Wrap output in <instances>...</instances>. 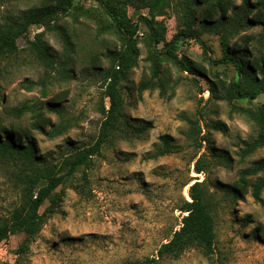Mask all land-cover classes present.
Masks as SVG:
<instances>
[{
	"label": "rangeland",
	"instance_id": "1",
	"mask_svg": "<svg viewBox=\"0 0 264 264\" xmlns=\"http://www.w3.org/2000/svg\"><path fill=\"white\" fill-rule=\"evenodd\" d=\"M56 1L0 0V28L21 23L25 15ZM134 3L136 7L125 6L130 23H139L140 29L121 84L124 133L93 158L91 167L79 169L57 190L56 212L45 218L41 232L25 248L24 234L0 243V264H135L154 257L179 230L180 209L196 182L204 184L215 221L214 252L206 255L193 248L157 264H264V189L256 201L251 187L264 179V169L247 178L241 199L233 194L241 186V172L256 164L264 168V148L241 159L245 144L258 135L251 111L264 104V96L228 100L226 91L237 81V72L233 65L209 63L208 57L224 55L219 37L211 32L201 37L207 54L194 40L179 42L173 51L178 61L189 62L200 73L183 72L173 57H163L160 76L152 81L153 44L149 29L139 22L148 12L139 0ZM235 4L240 7L242 0ZM156 23L166 29L170 42L183 26L180 0H171ZM110 24L94 0H74L66 17L48 27H32L18 39L17 52L0 60V125L30 137L40 162L56 166L60 175L69 169L64 166L67 157L95 143L102 108L109 107L104 75L112 67V54L125 47ZM200 29L194 25L195 31ZM260 34L261 28L249 29L228 45L231 50L234 45L240 51L248 48L253 60L264 61ZM251 35L256 41L245 39ZM33 43H40L50 58L38 56ZM163 47L160 43L157 49ZM23 108L20 116L13 113ZM146 124H151L147 132L136 133ZM51 126L64 132L49 137ZM165 136L170 137V153L153 158L165 148ZM202 137L206 140L201 144ZM200 160L204 172L197 174ZM23 168L19 158L0 157V221L21 202ZM49 205L41 209L42 216Z\"/></svg>",
	"mask_w": 264,
	"mask_h": 264
},
{
	"label": "trees",
	"instance_id": "2",
	"mask_svg": "<svg viewBox=\"0 0 264 264\" xmlns=\"http://www.w3.org/2000/svg\"><path fill=\"white\" fill-rule=\"evenodd\" d=\"M98 3L102 11L111 21L110 28L120 34L124 42V50L119 54H112V67L104 75V96L109 101V107L102 108L104 115L99 134L95 143L83 150L76 152L66 158L64 166H68V171L59 174L56 166H47L41 163L37 157L34 142L30 137L16 135L14 129H8L0 125V157L19 158L23 162L20 182L22 185V197L19 206L11 213L7 220L0 221V243L8 240L12 236L24 234L27 243L34 239L42 230L45 218L52 216L57 208V190L64 185L81 168H89L95 156H100L104 147L117 135L124 133L121 128L122 120L125 117L123 112L124 101L122 95V82L126 79L131 68L133 55L135 53V41L140 29L139 23L132 24L125 12V6L136 7L134 0H94ZM147 10V16H140L139 22L150 31V41L153 44L152 56L150 57L151 80L159 78L163 57H173L174 64L181 71H190L192 74L200 73L189 62L178 61L173 51L179 42L196 41L207 54L208 47L203 41L202 34L211 32L219 37L224 55L214 60L208 57L212 66L233 65L237 72V81L232 83L226 91L229 101L232 100H256L264 96V61L252 58L249 49L240 51L241 47L234 45L230 49L228 41L239 36L249 29L261 28L262 34L259 36L260 43L264 47V0L253 4L251 0H242L240 7H236L235 0H180L182 8V29L173 37L170 42L165 39L166 29L159 27L157 18L163 17L165 11L170 7L171 0H139ZM74 0H57L52 6L44 7L25 15L21 23L0 28V60L14 55L18 50V39L27 35L32 27L44 28L58 22L62 17H66L73 9ZM203 9L198 18V9ZM232 12L233 16H228ZM217 19V22H214ZM198 24L201 29L194 30V25ZM38 39L40 36L37 37ZM249 41H256L254 36L245 37ZM160 43H164L161 50L157 49ZM38 56L48 59L49 52L40 47V43H33ZM264 58V57H263ZM23 111L13 110L17 116ZM53 110V109H52ZM55 111V110H54ZM251 117L258 124L259 131L257 137L250 143L245 144L241 152V159L255 154L264 148V104L251 111ZM44 132L43 127H35ZM151 128V124H146L138 129L136 133L144 134ZM64 132L61 126H51L49 137H57ZM199 134L201 131L199 129ZM26 145H22L23 141ZM164 149L159 151L153 158L170 153L169 136L161 139ZM201 144L206 138L202 137ZM202 161L195 164L197 174L204 172ZM262 166L257 164L251 169L241 172V186L234 189V198L241 199L247 178L255 177L263 171ZM186 184L185 186H187ZM253 197L260 201V195L264 189V179H260L254 185ZM189 201L184 200L180 212L184 215L181 220L179 230L175 231L171 239L161 246L156 256L147 258L135 264H157L167 259H179L187 250L201 248L206 255L214 252L216 245L215 221L210 212L206 190L202 182H196L189 188ZM46 202L50 205L46 210V215L42 216L40 211Z\"/></svg>",
	"mask_w": 264,
	"mask_h": 264
}]
</instances>
